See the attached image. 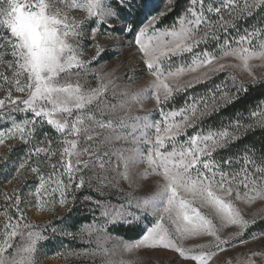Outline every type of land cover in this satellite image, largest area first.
<instances>
[{
    "label": "snow or ice",
    "instance_id": "snow-or-ice-1",
    "mask_svg": "<svg viewBox=\"0 0 264 264\" xmlns=\"http://www.w3.org/2000/svg\"><path fill=\"white\" fill-rule=\"evenodd\" d=\"M154 9L152 0H0V65L12 73L8 76L0 71V90L6 93L0 99V121L9 125L0 130V145L6 139H19L26 145L21 149L18 166L14 165V178L27 169L38 179L34 191L28 193L35 197L34 205L18 190L14 189L11 196L3 194L5 204L0 215L5 222L0 226V264H36L34 254L39 245L52 239L43 234L46 229L38 230L28 222L22 203L41 211L50 210L55 203L66 206L70 198L74 204L77 198L69 193L86 184L91 187V179L86 181L85 175L94 169L115 171L117 177L133 187V167L141 164L144 170L139 179L155 178L157 190L148 197L135 199L134 206L140 212L128 210L132 198L126 204L113 205L86 195L84 199L95 206L91 211L98 208L100 217L94 215L91 224L81 227L82 232L86 231L89 237L102 233L106 239H117L130 253L140 249L171 250L177 254L174 264H212L218 253L229 246L236 247L237 241L246 245L249 240L264 238V228L251 230L257 217L246 219L237 203L264 201V153L259 160L249 155L247 149L236 157L214 155L247 131L264 129V106L257 105L251 111L250 117L257 118L255 123L244 124L237 119L229 121L228 127L205 130V118L247 92V87L230 75L231 88L226 82L216 85L214 91L208 90L210 99L190 97L191 103L186 100L178 109L165 112L163 108L180 92L231 66L219 63L225 57L241 61L253 85L264 83L249 65L252 59L264 60V27L258 21L241 32L238 24L252 17L257 9L264 13V0H244L243 4L240 0H190L174 23L164 28L156 25L174 10V0H167L163 10ZM145 16L146 22L140 23ZM229 29H234L236 35H231ZM100 35L126 40L129 48L135 45L139 59L154 78L148 88L130 92V85H126L120 93L124 98L110 104L109 86L117 87L115 81L119 79L113 78L116 69L104 76L97 75L96 87L81 83V78L92 72V61L106 51L97 43ZM88 41L92 43L89 45ZM212 42L215 48L196 50L201 44ZM88 47L95 49L91 59L84 58ZM186 54H191L190 61ZM188 74L195 75L180 84L179 79ZM129 79L133 83L136 80ZM12 89L23 95L13 98ZM145 100L155 101L160 119H154L151 113L132 118L133 123H129L127 114L117 119L102 118L130 111L132 104L143 107ZM13 113L22 119L17 120ZM128 128L132 131L125 132ZM188 129L196 130L188 135ZM54 137L59 140L58 151L53 150ZM129 140L135 147H115L116 141ZM57 155L59 159L53 163L52 158ZM43 165L50 169L47 175ZM106 180L107 177L94 189L99 196L104 195L106 187L123 192L119 179L116 183H105ZM203 209L214 213V217ZM145 214L153 216L155 223L146 227L139 239L126 241L107 235L110 225L135 229L142 218L146 219ZM101 218L103 223H98ZM215 220H219V227ZM229 226L236 231L225 239L220 228ZM60 235L72 233L65 231ZM17 237L22 243L15 242ZM201 238L208 239L190 247L183 245L184 240ZM100 239L98 235L96 248L80 249L73 254L108 256L109 250L100 246ZM257 257L264 261V250L251 251L236 264H257ZM104 264L113 261L108 259ZM223 264L233 262L226 259Z\"/></svg>",
    "mask_w": 264,
    "mask_h": 264
},
{
    "label": "rangeland",
    "instance_id": "rangeland-1",
    "mask_svg": "<svg viewBox=\"0 0 264 264\" xmlns=\"http://www.w3.org/2000/svg\"><path fill=\"white\" fill-rule=\"evenodd\" d=\"M159 0H152L153 4L155 5ZM244 0H240V3L243 4ZM77 16L82 15V13H75ZM154 14V13H149ZM147 20V16L140 18V23H145ZM156 27L164 28L165 26H159L157 23ZM92 42L88 41L90 45ZM97 43L102 45L106 51L101 54V56L92 61L90 65L92 72L87 77L81 78V83L84 84L85 87H96L97 79L96 76H104L105 73H110L113 69H116L114 73V77H118L116 79L117 87L113 88L111 85L108 89L107 99L111 103H117L119 100L123 99L120 95L121 92L125 91V86L130 85V88L127 90L130 92L139 91L141 88H148L151 81L154 79L151 77L145 66L143 65V61L139 59V53L136 52L135 45L133 47H128V42L126 40L117 39L115 37H107L104 35H100L97 37ZM209 48L211 50L213 45H205L201 44L197 51L203 50L204 48ZM219 54V53H217ZM95 55V49L92 47H88L85 53V59H91L92 56ZM190 61L191 54H186ZM219 63H224L226 65H231L226 67L223 72H220L215 75H211V77L203 83H198L194 87L188 88L186 91L180 92L175 96L174 101H170L167 105H164V111L168 112L170 109H178L185 104L187 100L188 103H191L190 97L197 96L203 97L208 96L210 99V93L207 94H197L192 95L189 97H182L185 93L191 91L197 86L207 83L212 78L218 75H226L228 78L230 75H234L238 82H242L243 84H252L251 77L248 75L246 71L242 68L241 61L233 58V57H225L224 59L220 60ZM249 65L251 67L252 72L261 80L264 79V60L260 59H252L249 61ZM0 71L4 72L5 75L11 76L12 73L10 70L7 69L5 65H0ZM192 75L195 74H188L179 79V83L183 84L187 80L191 79ZM225 76V78H226ZM130 77H135V82L130 81ZM226 78V79H228ZM107 79V77H106ZM86 81V82H85ZM2 83V81H0ZM220 81L218 84H221ZM231 88L230 86H228ZM4 88L7 89L8 85H4ZM234 91V90H232ZM115 92V95H113ZM200 92V91H199ZM205 92V91H201ZM6 95L4 90H0V99L4 98ZM23 94L16 92L12 89V96L13 98L21 96ZM261 106H264L262 104ZM2 111V110H0ZM146 113H151L154 119H160V110L156 107L154 100H145L143 102V107L140 105L132 104L130 106V111H118L115 116L112 117H102L103 119H117L119 116H123L127 114L129 123H133L134 120L132 118L136 116H143ZM16 116L17 120L22 119L21 115L13 113ZM31 115L30 113L28 114ZM99 116V113H97ZM256 121V117H253ZM203 127L205 129V121L202 122ZM9 125H7L8 127ZM5 127L3 130H6ZM196 129H188L187 134L191 135ZM206 130V129H205ZM125 132H131V128L125 129ZM183 139V137H181ZM35 143V141H34ZM22 144L19 139H6L3 145H0V158L3 154L8 153L10 149L14 146ZM59 140L55 137L53 138V150L58 151ZM83 146V145H81ZM115 147H125L131 148L135 147V145L129 141H116ZM26 148V147H25ZM222 150V149H220ZM218 150V152L220 151ZM218 152L215 153L217 157H219ZM23 153H21L22 155ZM17 155V153H14ZM59 159V155L52 158V162L56 163ZM113 161H115V157H113ZM8 163V161H7ZM19 159L15 162V165L18 166ZM45 171V175L50 171L47 165L42 166ZM7 174L9 175V179L4 181L3 185L0 186V212L4 210V193H8L10 196L13 194V190H18L23 193L25 200H31L33 205L35 204V197L28 196L29 191H34L35 186L38 184L37 177L31 173V171L25 169L21 170L19 177L14 178L16 176L15 167L12 164H7L6 169ZM144 170V165H136L133 167V179L135 184L133 187H129L128 183L117 177L115 171H108L103 172L99 169H94L93 171H89L85 175V180L91 179V187L86 184L81 190L73 191L69 193L71 197L74 195L77 199L75 200L74 204L71 198L66 206H61L59 203H55L50 205V210H38L33 205H29L25 207L22 203L21 207L24 209L25 215L28 218V222L35 225L38 230H45L43 234L45 236L52 237L46 244L41 242L39 248L35 255V262L36 264H104V261L111 259L113 264H126L128 261H135L136 264H174V261L177 259V254L172 252L171 250L167 249H156V250H148V249H140L135 252H127L124 250L123 244L117 239H106L104 234L102 233H93L91 237H89L86 231H81V227L84 225L91 224L93 222V216L100 217V210L98 208L95 209V212L91 211L94 208V205L89 204L88 201L84 199L86 195H92L97 197L101 200H105L110 202L113 205L116 204H126L129 198L133 199L132 206L129 207L128 210L132 212H140V209L136 208L135 199H142L152 195L157 189L155 184V178L141 180L139 179V174L142 173ZM98 177L100 179H98ZM107 177V180L104 181L105 183L111 182L116 183L119 179V187L123 189V192L118 191L116 188H105L104 195L99 196V194L94 190L98 185L101 184V181ZM78 182V181H77ZM131 194L129 197L128 194ZM51 199V198H49ZM58 199V197H57ZM238 206L242 209V214L246 219L251 220L255 215L257 217L256 224L253 225V231L255 230L256 225L263 219L259 217L264 216V201L257 200L251 205L243 204L237 202ZM208 215L214 217V213L210 212L208 209H203ZM14 219L16 218L14 210L11 211ZM146 219L142 218L141 223L135 228L138 231H141L140 237L146 231V227L152 226L155 223V218L150 214H145ZM5 222V217L0 215V226H2ZM98 223H103V218L97 221ZM219 227V220H215ZM55 229V234L53 232ZM74 229V231H73ZM134 230V229H132ZM71 232L72 235H60L61 232ZM114 231V232H113ZM117 228L113 226H109L107 229V235L109 237H117L116 234ZM236 231L234 226L229 227H221L220 234L223 238H229V234ZM75 234V235H73ZM100 236V246L102 248H107L109 250L108 256H76L73 253L80 249H87V248H96V238ZM76 237L75 242L71 243L73 237ZM245 236H248V233H245ZM121 237V236H119ZM139 237V238H140ZM123 238V237H122ZM138 238V239H139ZM126 241V238H123ZM208 238H201V239H187L183 241V245L185 247H190L195 243L198 242H206ZM91 240L92 243H85V241ZM16 243H22L19 237L15 240ZM264 250V238L256 239V240H249V243L246 245L239 244L238 241L236 242V247H227L224 252L218 253L216 257L213 258L212 264H223L226 259H231L233 264H236V261L239 259L243 261L247 258L248 253L251 251H261ZM257 264H264V261H261L259 257L255 258Z\"/></svg>",
    "mask_w": 264,
    "mask_h": 264
},
{
    "label": "trees",
    "instance_id": "trees-1",
    "mask_svg": "<svg viewBox=\"0 0 264 264\" xmlns=\"http://www.w3.org/2000/svg\"><path fill=\"white\" fill-rule=\"evenodd\" d=\"M165 3H167V0H159L155 4L154 11L158 12L160 10H163ZM189 3L190 0H174V10L161 18V20L158 22L159 26L170 27L174 23L176 17L180 15L181 12L187 6H189ZM256 13H259V15H257ZM258 21L260 22L259 26L264 27V13H261L259 9L256 10V12L252 17L247 18V20L238 21V24L241 26L240 28L241 32L243 31L244 27L250 28L252 25H256ZM229 33L233 36L236 35V31L234 29H229ZM221 38H223V33L221 34ZM210 45H213V47H215V42H212ZM225 76L226 75H218L212 78L207 83L197 86L191 91L185 93L184 95H182V97L185 98L197 94H207L209 92L208 91L209 89H212L214 91L215 86L218 85L220 81L226 82L227 86L231 87L232 80L227 76L226 78L228 79H226ZM262 81H264V79ZM237 83L240 82L237 81ZM244 85L247 87V92L241 93L240 99L238 101L234 102L233 104H229L227 107H221L218 112L204 119L206 130L220 129L222 126L228 127L229 121H235L237 119H240L241 122L244 124L255 123L254 118L250 117V113L252 110L257 108V105L264 104V83H258L256 85L253 84H244ZM232 90L235 91V89ZM201 91H205V92H201ZM193 97H197V96H193ZM5 127H7V125L3 121H0V130H3ZM229 130L231 131L233 129H229ZM241 132H243V129H241ZM25 147L27 146L24 144H19L17 146H14L12 149H10L11 151L9 150L8 153H5L1 156L0 186L3 185L4 181L9 179V175L5 170L6 165L7 164L15 165L17 157H19L22 153L21 149H24ZM245 149L248 150L249 155L259 160L260 155L264 153V129L257 127L255 130L247 131L246 134L242 135L239 139L229 144L227 148L220 150L218 152V155L219 157L220 156L236 157L241 155L245 151ZM253 149L255 150L254 152ZM14 153H17V155H14ZM236 167L239 168V165H236ZM255 228H256L255 230L264 228V219L261 220L256 225ZM116 234L118 236L126 238L127 240H135L140 237L141 231H138L137 229L132 230L126 227H120L117 228ZM75 238L76 237H73L71 243L75 242L76 240Z\"/></svg>",
    "mask_w": 264,
    "mask_h": 264
}]
</instances>
